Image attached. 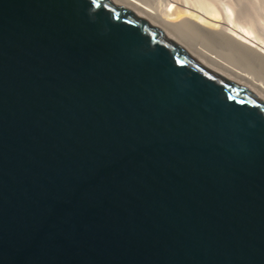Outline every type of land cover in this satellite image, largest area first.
I'll use <instances>...</instances> for the list:
<instances>
[{
  "label": "water",
  "instance_id": "1",
  "mask_svg": "<svg viewBox=\"0 0 264 264\" xmlns=\"http://www.w3.org/2000/svg\"><path fill=\"white\" fill-rule=\"evenodd\" d=\"M0 264H264V97L119 0H0Z\"/></svg>",
  "mask_w": 264,
  "mask_h": 264
},
{
  "label": "bare ground",
  "instance_id": "2",
  "mask_svg": "<svg viewBox=\"0 0 264 264\" xmlns=\"http://www.w3.org/2000/svg\"><path fill=\"white\" fill-rule=\"evenodd\" d=\"M264 97V0H119Z\"/></svg>",
  "mask_w": 264,
  "mask_h": 264
}]
</instances>
